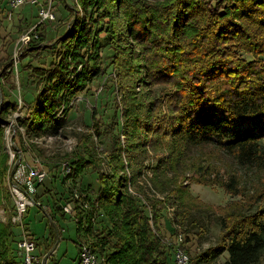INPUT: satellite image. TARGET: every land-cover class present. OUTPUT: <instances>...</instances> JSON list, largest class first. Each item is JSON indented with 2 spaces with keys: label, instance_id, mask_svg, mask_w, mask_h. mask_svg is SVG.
Returning a JSON list of instances; mask_svg holds the SVG:
<instances>
[{
  "label": "trees",
  "instance_id": "obj_1",
  "mask_svg": "<svg viewBox=\"0 0 264 264\" xmlns=\"http://www.w3.org/2000/svg\"><path fill=\"white\" fill-rule=\"evenodd\" d=\"M7 5L0 0V7ZM75 9L83 14L75 18L74 27L62 40L65 43L59 44L56 60L34 68L39 78L33 98L26 101L27 113L18 121L27 139L17 132L15 140L35 151L38 146L29 139L60 132L67 122L65 104L84 91L90 80L106 75L100 65L98 39L106 31L113 51L111 66L123 92L126 144L122 146L119 140L121 120L115 111L112 121L117 131L109 134V149L100 157L93 142V135H100V125L92 111L93 124L78 137L76 150L67 155L70 174L62 176L63 185L65 180L82 178L87 170L97 173L96 192L91 195L84 190L83 194L92 208L99 209L98 220L93 222L80 200L72 216L79 238L77 259L86 243L103 264H172V251L155 233L164 217L162 198L154 196L147 204L138 195L150 183L155 195L166 194L164 199L177 206V213L188 215L182 204L185 190L177 181L184 172L171 174L192 146L212 144L241 165H264V0H77ZM67 43L75 51L66 48ZM78 65L83 66L80 73H76ZM16 107L14 101L0 100V204L5 200L8 205L12 200L5 181L10 156L2 124ZM178 143L184 147L179 156ZM216 173L199 178V172L193 179L219 185L235 196L242 193L235 173H229L227 180ZM261 181L255 192L257 204L250 200L226 206L219 242L194 255L185 249L190 255L188 264L210 262L223 253L228 255L224 264L261 261L264 176ZM49 194L45 188L36 198L45 200ZM49 197L45 201L52 222L57 216L65 218L62 205L72 199L71 194L53 203ZM10 216L0 221V264H23L17 248L20 235ZM188 226L183 230L186 234L194 231L193 223ZM26 229L38 247H45V253L57 241V232L40 240Z\"/></svg>",
  "mask_w": 264,
  "mask_h": 264
},
{
  "label": "rangeland",
  "instance_id": "obj_2",
  "mask_svg": "<svg viewBox=\"0 0 264 264\" xmlns=\"http://www.w3.org/2000/svg\"><path fill=\"white\" fill-rule=\"evenodd\" d=\"M76 4L77 0H38L35 4L27 3L13 10L9 5L3 8L0 7V100H11L17 104L16 109L9 113L7 122L2 124L5 130V148L8 140L6 130L9 128V121L12 120L15 125L14 122H17L16 116H25V113H27L26 101L33 98L35 81L39 78L37 77L39 72L34 68L52 65L56 60L59 44L65 43L62 40H65L63 38L74 27L75 18L78 14L80 16L83 14V10L77 11L75 9ZM46 11L51 12L53 17L43 18L42 12ZM98 39H101L100 65L102 64L105 67L106 75L90 80L84 91L74 97L69 104L63 105L62 110L64 109L63 111L67 115V122L58 134H52L53 139L51 142L41 144L37 147L39 150L35 151L27 149V145L22 147L29 162L43 165L49 170V176L39 187L38 193L42 194L44 189L47 188L50 193L48 195L50 196L49 202L51 203L60 196L72 194L75 189H78L81 193L86 190L91 195L96 192L97 173L93 170H87L82 178L79 177L75 182L68 183V180H65L64 185L62 177V166L68 162L67 155L76 150L78 137L81 134H86L93 124L92 111H96L94 121H98L100 125L99 137L95 136L96 134L93 135V142L100 157L106 156L103 150L109 149V139L111 138L109 134L114 130L117 131L112 121L115 111H118L121 120L119 140L122 146L126 144L124 120L122 118L123 92L120 91V87L116 83V75L113 66H111L113 51L109 46V37L106 31L100 32ZM66 46L69 48V43ZM70 48V50L75 51L76 47L73 45ZM80 50L82 54L83 50ZM246 57L250 58L249 56ZM77 68L76 73H80L83 66L78 65ZM69 69L72 70L73 68ZM73 75L75 76V74L70 75L72 76L71 79H73ZM17 125H19L18 122ZM68 138L73 139L76 144L73 146L67 144L65 139ZM176 150L179 156L184 147L178 143ZM185 152V155L182 154L180 160L177 161L171 176L184 172L182 179L178 176L177 181L185 190L182 194V204L183 210L188 215L182 213L181 210L177 213V206L167 203L164 199L166 194L162 193V196L160 194L155 195L149 189L150 183L147 184L148 188H145L143 193H136L135 189L132 188H129V191L136 195L139 194V200L147 204L154 196L162 198V213L164 214L160 223L162 229L155 230V233L160 237L162 244H164L166 237H179V244L184 249L188 248L191 254L194 255L219 242L222 234L221 215L225 212L226 206L231 203H241V201L246 203L250 200H253L255 205L257 204L254 200L255 192L261 188L264 165H241L237 160L225 154L219 146L212 144L204 147L192 146ZM169 170H173V168L170 167ZM199 172L201 173L199 178H208L210 177L209 173L214 176L216 172H219L224 176L222 178L226 180L229 173H235L240 178V191L242 193L235 196L219 185L199 183L197 181L199 178L193 179L196 173ZM202 174H206L208 177H204ZM169 178L170 176H166V179ZM5 182L8 189L7 178ZM64 191L67 195L62 193ZM48 196L46 195V198ZM45 200L39 199L43 204L47 203ZM13 204V200L10 205L5 200L0 204V221H7V218L13 213ZM24 223H26L30 232L40 240L50 237V233L56 235L54 227L56 223L60 229V236L56 241L58 245L55 246L53 259L47 264L77 263L79 249L76 241L79 238L72 216L66 215L65 218L57 216L56 222H52L50 215L45 213L42 207L36 206L29 209L25 214ZM190 223L194 224L192 228L194 231L186 234L183 230L188 228ZM15 232L20 234L21 227L15 226ZM172 233L173 235H171ZM44 250V246L38 247V253H44ZM227 257V253H223L217 259L202 264H224ZM258 264H264V256Z\"/></svg>",
  "mask_w": 264,
  "mask_h": 264
},
{
  "label": "built area",
  "instance_id": "obj_3",
  "mask_svg": "<svg viewBox=\"0 0 264 264\" xmlns=\"http://www.w3.org/2000/svg\"><path fill=\"white\" fill-rule=\"evenodd\" d=\"M9 7L17 9L20 6L31 3L35 4L38 0H7ZM12 12V11H11ZM43 18H52L53 14L51 12H42ZM24 116H16L17 122L20 118ZM17 122L12 123L9 121V128L6 130L7 143L6 150L10 156V168L7 174L8 189L13 200L14 209L11 216V220L15 226L21 227V233L19 234V239L17 242L18 255L22 260L23 264H44L42 255L38 253V246L35 240L29 236V231L26 229V223H24L25 214L31 208L39 206L43 208L45 213L49 212V205L43 204L37 200L36 195H38L39 184H43L46 178L49 176V170H47L43 165H38L29 162L26 158L24 150L20 143L15 140V135L17 132H22L24 134V139H27L24 133V128L17 125ZM13 131V135H12ZM58 137V136H57ZM53 136L44 135L41 137H33L29 141L37 146H41L43 143L51 142ZM67 144L73 146L76 142L73 139H65ZM27 145L24 144V146ZM72 149V147H71ZM35 160V159H34ZM36 162H38L36 160ZM62 174L64 177H68L70 174V167L66 163L62 166ZM68 183L71 180L68 179ZM72 199L62 205L63 212L66 215L73 216L75 213L76 200H80V205L87 211L91 212L93 222L98 220L99 209L92 208L89 201L86 199L85 194L81 193L78 189H75L72 194ZM181 236V235H180ZM180 238L177 237H166L164 240V245L170 248L173 254V264H188L190 260V255L186 252L181 244H179ZM78 264H103V262L98 258L96 253L90 248L86 243L82 244L80 247V258Z\"/></svg>",
  "mask_w": 264,
  "mask_h": 264
},
{
  "label": "crops",
  "instance_id": "obj_4",
  "mask_svg": "<svg viewBox=\"0 0 264 264\" xmlns=\"http://www.w3.org/2000/svg\"><path fill=\"white\" fill-rule=\"evenodd\" d=\"M54 227H55V229H56V232H57V239L59 238V233H60V229H59V226L55 223V225H54ZM56 245H58V244H54L53 245V247L51 248V250H48V252L47 253H40L39 252V254H41L42 255V258H43V260H44V264H47L49 261H51L52 259H53V256H54V254H53V252L55 251V249H56ZM78 249H79V246H78ZM78 253H79V250H78ZM78 262H79V260L77 261V263H74V264H78Z\"/></svg>",
  "mask_w": 264,
  "mask_h": 264
}]
</instances>
